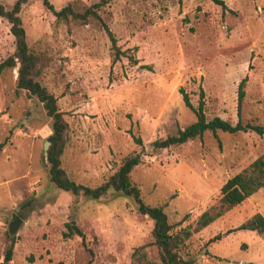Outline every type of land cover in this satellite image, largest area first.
Returning <instances> with one entry per match:
<instances>
[{
	"label": "rangeland",
	"instance_id": "374dc122",
	"mask_svg": "<svg viewBox=\"0 0 264 264\" xmlns=\"http://www.w3.org/2000/svg\"><path fill=\"white\" fill-rule=\"evenodd\" d=\"M15 1L0 5L10 9ZM101 1L50 0L56 10L70 4L79 13ZM223 1L227 10L211 0H105L98 15L136 64L125 57L111 64L110 41L96 19L57 21L41 0H29L19 16L38 61L36 81L64 113L61 167L68 177L98 186L140 153L130 180L176 229H192L181 250L185 260L264 264V232L226 234L256 214L264 217V188L195 230L225 182L264 154V135L205 132L179 146L152 148L196 121L180 89L194 108L202 91L207 119L235 124L238 85L247 77L242 123L264 125V0ZM14 49L10 25L0 18V64ZM16 80V67L0 72V264L11 240L8 264H132L140 247L160 264L153 221L127 197L110 193L96 201L51 184L43 146L52 120L36 97L16 88ZM15 218L19 224L10 233ZM71 220L85 246L80 237L63 238Z\"/></svg>",
	"mask_w": 264,
	"mask_h": 264
},
{
	"label": "trees",
	"instance_id": "16d2710c",
	"mask_svg": "<svg viewBox=\"0 0 264 264\" xmlns=\"http://www.w3.org/2000/svg\"><path fill=\"white\" fill-rule=\"evenodd\" d=\"M29 0H16L10 9H5L0 5V18L5 20L10 25V33L14 38L15 49L14 53L9 56L4 62L0 64V72L4 68H17L16 88L24 90L29 95L34 96L42 104L46 115L52 120V133L47 138L50 143L47 150V164L49 172V180L51 184L60 190L69 192L75 197L81 196L86 199L99 201L108 194H120L127 197L135 206L136 212L140 215L147 216L153 221L152 237L153 244L158 250L160 264H191L190 261L185 260L181 255L184 243L190 238L193 231L190 228L172 225L168 222V217L161 206H151L146 204L140 194L139 188L130 180V173L135 166L142 163L140 153H135L123 160L116 172L108 177L102 184L94 187L84 186L71 180L61 167V156L65 146V133L67 130V123L58 106L57 100L53 94L49 93L38 81L37 75V58L30 52L26 43V34L22 26V21L19 16L22 7L27 4ZM45 9L51 12L57 21L79 20L86 22L89 18L96 19L101 24L103 30L106 32L110 41V50L112 55L111 64L114 65L125 57L129 61L136 64V60L132 55L128 56L125 51H122L117 45V40L114 34L110 31L106 23L98 15V8L101 7L105 0L100 3L93 4L84 12H75L70 4L56 10L51 4L50 0H41ZM215 5L221 7L222 10H227L223 0H211ZM149 69V67H143ZM247 77H244L238 85L237 94V122L231 124L230 122L221 119L220 117H213L207 119L204 113L203 93L200 91L198 106L194 108L190 103L189 96L180 89L183 103L186 108L194 112L196 121L184 129H178L176 134L168 136L163 140H156L152 143L154 151L167 149L173 146H179L185 142L202 137L205 132L215 133L220 131L227 134H237L240 132H252L259 136L264 135V125L242 123L241 107L245 97V85ZM135 142L141 146L142 141L136 137ZM264 188V154L259 156L256 160L245 167L240 173L236 174L220 189V198L214 205L210 206L203 212L196 225L195 230H200L220 217H222L228 210L241 204L247 198L256 194L259 190ZM66 231L63 232V238H71L77 236L81 238L82 245L85 246V235L77 226L75 221L71 220L65 224ZM251 231L258 234L264 232V217L260 214L254 215L251 219L241 224L233 230L227 231L229 234L234 231ZM221 237L217 235L212 238L210 242L216 241ZM14 241L11 240L10 246L6 249L3 259V264H8L11 261ZM145 247L137 248L132 254V264H157L150 261L146 253L143 252ZM91 252V251H89Z\"/></svg>",
	"mask_w": 264,
	"mask_h": 264
},
{
	"label": "water",
	"instance_id": "95a60500",
	"mask_svg": "<svg viewBox=\"0 0 264 264\" xmlns=\"http://www.w3.org/2000/svg\"><path fill=\"white\" fill-rule=\"evenodd\" d=\"M49 145L50 143L48 141H45L44 146H43L45 156H47V150H48ZM18 224H19V221L18 219L15 218L14 221L9 226V232L13 233L15 229L17 228Z\"/></svg>",
	"mask_w": 264,
	"mask_h": 264
}]
</instances>
